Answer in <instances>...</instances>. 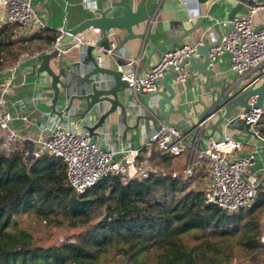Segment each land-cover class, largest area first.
Listing matches in <instances>:
<instances>
[{
	"label": "trees",
	"instance_id": "1",
	"mask_svg": "<svg viewBox=\"0 0 264 264\" xmlns=\"http://www.w3.org/2000/svg\"><path fill=\"white\" fill-rule=\"evenodd\" d=\"M0 27V73L54 46L59 32L20 35ZM264 133V116L261 119ZM143 148L159 171L143 179L108 176L83 193L55 157L25 160L0 150V264H264L260 242L264 186L248 209L229 212L205 201L207 169L174 177L178 157ZM183 158V157H181ZM204 188H196L197 181ZM64 229L61 242H41L35 226ZM47 240V239H46Z\"/></svg>",
	"mask_w": 264,
	"mask_h": 264
},
{
	"label": "built area",
	"instance_id": "2",
	"mask_svg": "<svg viewBox=\"0 0 264 264\" xmlns=\"http://www.w3.org/2000/svg\"><path fill=\"white\" fill-rule=\"evenodd\" d=\"M6 11L5 23H12L22 29L40 31L50 28L46 15L38 13L33 6V0H0ZM264 13V4H255L247 12L236 17L232 22L217 21L225 30L232 23L234 31L223 35L217 48L210 51V67L224 54L230 55L231 69L238 76V81L228 88L231 94L256 88L264 80V19L259 25L256 17ZM100 35L99 29H93ZM113 33V32H112ZM111 33V34H112ZM65 35V29H60L59 36L53 47H58ZM96 46L94 41H87L82 35L74 37L71 48L84 49ZM113 46V45H112ZM113 48V47H112ZM103 52L111 50L102 49ZM196 53V45L186 42L181 46L166 51L158 62L148 69L144 75L138 74L140 60L128 58L124 68H121L123 78L137 95L155 94L158 92L160 81L170 71L177 74L172 79L173 87L186 84L189 70L181 68L184 58ZM38 55V54H37ZM35 55L33 58H35ZM103 56L97 58L101 65ZM21 60L6 72L0 74V150L6 153L21 152L25 160L33 161L43 156L55 157L62 161L66 168L70 186L78 193H83L95 186L101 179L108 176H121L124 180L143 179L159 169L148 160L140 162L141 151H123L122 158L117 159L118 152L103 150L89 136L62 129L60 126L45 134L43 131L22 134L12 127L14 116L7 109V96L14 91L15 72ZM256 97L250 103H255ZM262 109L248 114L240 112L233 117L246 120L251 124L252 136L257 143L264 147V133L261 119ZM29 127L28 118L18 117ZM211 121L208 119L200 125L201 136L192 137L183 126L162 127L156 131L148 145L147 157L151 156L152 148H157L162 155L185 159L182 169L172 170L174 177L181 174L185 179L194 175L196 168L206 165L207 179L205 185V201L223 208L229 212H238L250 208L256 199L258 188L264 186L261 177L251 169L256 164L257 151L236 158L234 155L243 148L242 134L233 137L225 133L220 138L210 139L206 147L200 146L202 135L207 132ZM260 242L264 245V220L261 223Z\"/></svg>",
	"mask_w": 264,
	"mask_h": 264
},
{
	"label": "crops",
	"instance_id": "3",
	"mask_svg": "<svg viewBox=\"0 0 264 264\" xmlns=\"http://www.w3.org/2000/svg\"><path fill=\"white\" fill-rule=\"evenodd\" d=\"M245 1L243 8L238 11L237 17L243 16L252 5L264 4V0ZM112 3H126L135 7L141 5L147 11L150 15L149 23L137 30V33L146 34V41L135 40L129 42L124 49L115 52V43L113 46L107 43L98 45L101 35L95 34L93 30L82 34V38L95 42L96 46H92L95 47L92 55L96 62L99 56H103L101 66L105 69L114 70L117 68V62L123 60L126 63L128 58L135 57L140 60L137 69L138 74L142 76L168 50L175 49L186 42L195 45L201 42H217L225 32V29L220 24H217V21H229L230 13L237 7L240 0H210L207 3H200L198 0H33V6L38 13L46 15L48 26H50L49 29L58 32L60 29L65 28L74 29L84 21L93 18V13L96 9L106 7ZM124 11L123 8L117 9V12L121 15ZM5 15L4 6L0 5V22L5 19ZM200 19L203 21L202 29L195 34L194 38H189L178 45H163L168 39L178 37L181 34L179 27H194ZM263 19V12L256 17L259 25ZM22 31L29 35L35 32L25 29H22ZM124 36L125 34L123 33L122 37ZM70 47L68 45L67 51L64 53L67 65L77 63L82 53L84 57L87 56L88 47H84V49H70ZM102 49L111 50V52H103ZM37 54L28 55L21 59L20 66L15 72V88L7 96V109L14 116L12 127L22 134L35 131H43L48 134L60 126L64 130L89 136L84 128L90 124L89 122L78 121V119L69 116L59 118L53 114L51 109L54 96L52 79L47 73H37L39 62H35L33 58ZM193 56L197 63L203 61L201 55L195 53ZM51 66L55 70L57 69L56 62H52ZM10 68L0 74L3 73V76L10 75V73L6 72ZM187 69L189 70V76L186 84L176 88L170 121L175 124L186 122L190 127H194L200 113L203 111L202 103L209 105L212 101V96L218 97L223 87L228 89L233 83L238 81V76L231 69L229 54L221 56L210 67V79L200 69L191 71L189 63L187 64ZM160 91H165L162 80L158 87V92ZM131 96V103L127 105L126 123L123 121L122 112L118 111L109 119L105 126L97 130L96 136L90 137L101 149L118 152L117 159L122 158L123 151H142L143 148L147 147L152 135L156 132L151 121L141 118L138 123V117L153 115L158 125H162L164 121L157 107L158 97H152V94L138 96L133 91ZM63 105L61 103L58 104L57 111H61ZM165 107L167 110L170 109L168 105ZM108 108L109 105L105 104L103 111ZM240 112V110H234L233 117ZM19 116L28 118L29 127H26L24 122L18 118ZM183 128L185 127L183 126ZM225 133L233 137H238L242 134L244 145L240 151L235 153L234 156L236 158H241L250 152L257 151L256 164L251 169V172L259 175L264 181V147L257 143L252 135L245 133L241 126L234 128L223 124L213 136L209 126L207 132L200 139V146L206 147L210 139L220 138ZM180 161L183 162L185 159L182 158Z\"/></svg>",
	"mask_w": 264,
	"mask_h": 264
},
{
	"label": "water",
	"instance_id": "4",
	"mask_svg": "<svg viewBox=\"0 0 264 264\" xmlns=\"http://www.w3.org/2000/svg\"><path fill=\"white\" fill-rule=\"evenodd\" d=\"M198 1L207 3L210 0ZM245 3V0H240L237 7L232 10L229 15L230 22L237 17L238 11L243 8ZM119 8L125 10L122 15L117 12ZM93 15V18L84 21L74 29L65 28V35L58 47H52V49L38 54L34 58L35 62H39L37 73H47L52 79L54 96L51 109L53 114L59 118L69 116L78 119V121L89 122L90 124L84 127L89 137L96 136L97 130L105 126L109 119L118 111L122 112L123 121L126 123L127 105L131 103V92L133 90L123 78L124 73L121 70L125 66L123 60L117 62L116 69H105L95 61L92 55L95 47L89 46L86 57L82 53L77 63L67 65L64 54L67 51V46L71 45L75 36L82 35L93 29H99L101 40L98 45L104 43L113 45L115 43L114 51L118 52L124 49L129 42L135 40L146 41V34L137 33V30L147 25L150 20V15L141 5L135 7L126 3H112L106 7L98 8ZM202 24L203 21L200 19L194 27H179L181 34L178 37L168 39L163 45H178L189 38H194L195 34L202 29ZM231 31H234L232 23L225 30L224 35ZM123 33L125 34L124 37H122ZM222 38L223 36L215 43H198L196 45V54L201 55L203 61L197 63L192 55L184 58L180 67L186 68L189 63L191 71L200 69L210 79V51L220 45ZM52 62H56V70L51 66ZM176 74L177 72L175 71L167 73L162 79L165 91L152 94V97H158L157 107L164 119L163 124L158 125L153 115L138 117V123L141 118H146L152 122L156 131L161 130L164 126H184L192 137H200V125L209 119L211 121L212 136L220 130L223 124L234 128L241 126L245 133L252 135L251 124L247 123L246 120H233V111L240 110L244 114H248L254 110L262 109L264 104V80L258 87L245 89L236 94H231V91L223 87L218 97L212 96V101L209 105L202 103L203 111L200 113L196 125L190 127L186 122L175 124L170 121L173 99L176 96V88L172 86L171 81ZM138 96H142V94L139 93ZM255 97V103H250L251 99ZM60 103L64 105L61 111H57V106ZM105 104L109 105V108L103 111ZM166 105L170 106V109L167 110Z\"/></svg>",
	"mask_w": 264,
	"mask_h": 264
},
{
	"label": "rangeland",
	"instance_id": "5",
	"mask_svg": "<svg viewBox=\"0 0 264 264\" xmlns=\"http://www.w3.org/2000/svg\"><path fill=\"white\" fill-rule=\"evenodd\" d=\"M20 35H29L26 34L25 32L20 30ZM182 158H180L179 160H181ZM184 163H182L183 165ZM176 170L177 167H175ZM204 181H197L196 184H194V187H198V188H204ZM264 220V217L262 219V221ZM69 236V233L64 230V229H53V228H48V227H44L43 226H35V237L37 238V240L41 241V242H61L65 239H67V237ZM47 239V240H46Z\"/></svg>",
	"mask_w": 264,
	"mask_h": 264
}]
</instances>
